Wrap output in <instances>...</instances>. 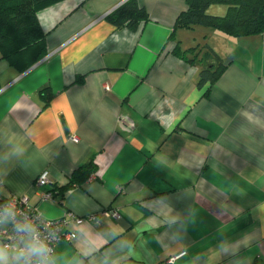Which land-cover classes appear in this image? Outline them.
Instances as JSON below:
<instances>
[{"label":"crops","instance_id":"crops-1","mask_svg":"<svg viewBox=\"0 0 264 264\" xmlns=\"http://www.w3.org/2000/svg\"><path fill=\"white\" fill-rule=\"evenodd\" d=\"M125 1L62 0L37 13L40 61L19 73L0 57V200L96 215L52 264H264V32L174 28L185 0H137L148 20L117 27L108 16ZM191 36L225 63L209 88L197 81L212 57L173 54Z\"/></svg>","mask_w":264,"mask_h":264},{"label":"trees","instance_id":"trees-1","mask_svg":"<svg viewBox=\"0 0 264 264\" xmlns=\"http://www.w3.org/2000/svg\"><path fill=\"white\" fill-rule=\"evenodd\" d=\"M60 1L62 0H0V57L19 73H23L46 55L48 33L42 30L37 13ZM185 3V9L176 17L174 28L203 26L233 37L264 32V0H185ZM214 4L224 5V13L209 12ZM108 19L117 27L136 30L148 20V13L137 0H126L109 14ZM173 54L189 63L199 58L214 59V63L200 70L198 87L208 85L209 88L225 68L224 61L208 43L184 50L177 42ZM77 81L80 82V79ZM41 92L44 100L49 101V88L44 87ZM78 170L83 172L75 170L71 180L82 181L94 172L93 160L80 166Z\"/></svg>","mask_w":264,"mask_h":264},{"label":"built area","instance_id":"built-area-1","mask_svg":"<svg viewBox=\"0 0 264 264\" xmlns=\"http://www.w3.org/2000/svg\"><path fill=\"white\" fill-rule=\"evenodd\" d=\"M49 176L47 170L42 171L36 178L38 186L48 184ZM41 198L50 199L49 193H41ZM11 209L14 219L9 218L0 223V242L4 245L14 247L17 244L23 246V235L16 232V225L25 222L31 223L50 249V257H52L55 246L60 242H72L76 233L72 229L74 224H80L84 219H95L96 215L92 214L86 218L77 216L72 212L59 219H47L37 213L36 208L30 204L27 196H12L6 200H0V218L4 215L5 209ZM102 214L106 217L120 218V214L116 210H102Z\"/></svg>","mask_w":264,"mask_h":264},{"label":"clouds","instance_id":"clouds-1","mask_svg":"<svg viewBox=\"0 0 264 264\" xmlns=\"http://www.w3.org/2000/svg\"><path fill=\"white\" fill-rule=\"evenodd\" d=\"M9 218L14 219V216L12 210L6 208L0 223ZM16 232L24 234L23 246H0V264H52L48 244L31 223L16 225Z\"/></svg>","mask_w":264,"mask_h":264},{"label":"rangeland","instance_id":"rangeland-1","mask_svg":"<svg viewBox=\"0 0 264 264\" xmlns=\"http://www.w3.org/2000/svg\"><path fill=\"white\" fill-rule=\"evenodd\" d=\"M223 11H224L223 5H220V4L219 5L218 4H214L209 9V12H211V13H217V14L218 13L219 14L220 13H223ZM190 40L193 43H196L195 44L196 46H201V45H203L205 43L204 40H203V38L201 36H199V37L198 36H191V39ZM237 50H239V49H237ZM242 51H245V52H242ZM240 52H241L242 56H244L246 59L249 58V55L251 53V52H249V49H247V48H244V50H241ZM244 53H246V54H244Z\"/></svg>","mask_w":264,"mask_h":264}]
</instances>
